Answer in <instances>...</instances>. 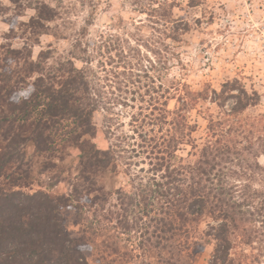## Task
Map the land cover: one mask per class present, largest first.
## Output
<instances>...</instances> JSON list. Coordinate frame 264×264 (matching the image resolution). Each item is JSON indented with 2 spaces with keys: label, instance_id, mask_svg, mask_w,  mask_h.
I'll use <instances>...</instances> for the list:
<instances>
[{
  "label": "rangeland",
  "instance_id": "rangeland-1",
  "mask_svg": "<svg viewBox=\"0 0 264 264\" xmlns=\"http://www.w3.org/2000/svg\"><path fill=\"white\" fill-rule=\"evenodd\" d=\"M43 5L56 17L33 46L36 37L20 23H29ZM1 45L33 46V59L45 52L48 68L72 60L101 97L95 142L112 150L119 165L100 182L111 197L104 208L102 201L82 200L84 210L73 203L62 211L72 238L83 237L98 220L97 246L85 251L89 264H167L169 258L149 239L148 223L120 226L115 222L119 208L112 205L120 189L130 201L154 177L166 182V167L156 169L168 160L173 135L181 143L172 160L180 170L198 166L203 152L216 145L221 164L215 173L229 187H238L241 196L245 188L264 189V0H0ZM69 152L57 169L63 174L55 170L39 178L44 190L72 195L79 153ZM252 201L259 210L256 222L246 227L256 226L262 248L246 245L242 229L233 231L235 264H264V204ZM194 220L182 239L186 255L190 264H213L217 241L211 228L222 222L209 216ZM173 263L189 264V259L178 256Z\"/></svg>",
  "mask_w": 264,
  "mask_h": 264
},
{
  "label": "trees",
  "instance_id": "trees-1",
  "mask_svg": "<svg viewBox=\"0 0 264 264\" xmlns=\"http://www.w3.org/2000/svg\"><path fill=\"white\" fill-rule=\"evenodd\" d=\"M36 10L29 23H20L36 37L33 46L46 33V23L56 17L45 5ZM33 46H0V264H89L85 251L97 246L100 234L94 225L98 220H91L83 237L72 238L64 227L62 211L73 203L77 210H84L82 200L88 205L102 201L104 208L111 194L100 182L108 169L113 172L119 165L112 150H102L95 142L98 127L94 114L101 97L93 93L86 72L72 60L48 68L45 52L33 59ZM184 127L191 129L187 123ZM182 136L184 140L188 137L185 132ZM178 142L173 135L167 147L169 158L156 169L159 172L166 167L162 176L166 182L154 177L147 190L130 201L128 194L119 190L118 202L112 205L115 210L119 208L115 222L123 227L131 222L137 227L146 221L151 230L149 239H155L161 255L169 258L167 264H174L178 256L188 258L190 264L182 239L188 238L191 222L203 216L222 222L218 228H211L214 233L210 235L217 241L213 264H235L230 238L235 230L242 229L246 245L257 243L261 249L262 234L257 237L256 226L246 225L256 222L253 217L259 208L254 209L252 200L264 204V189L245 188L241 196L238 187H229L223 176L215 173L221 164V149L216 145L203 152L198 166L180 170L172 161L181 144ZM72 149L79 153L72 195L44 190L39 178L55 170L63 174L57 169ZM171 242L178 243L177 247Z\"/></svg>",
  "mask_w": 264,
  "mask_h": 264
},
{
  "label": "clouds",
  "instance_id": "clouds-1",
  "mask_svg": "<svg viewBox=\"0 0 264 264\" xmlns=\"http://www.w3.org/2000/svg\"><path fill=\"white\" fill-rule=\"evenodd\" d=\"M32 90H34V89H32ZM23 94V93H22Z\"/></svg>",
  "mask_w": 264,
  "mask_h": 264
}]
</instances>
